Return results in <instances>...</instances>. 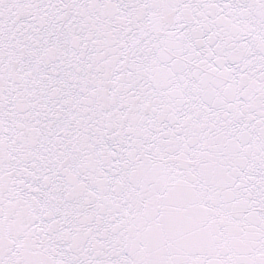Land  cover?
Listing matches in <instances>:
<instances>
[{
    "label": "snow or ice",
    "instance_id": "1",
    "mask_svg": "<svg viewBox=\"0 0 264 264\" xmlns=\"http://www.w3.org/2000/svg\"><path fill=\"white\" fill-rule=\"evenodd\" d=\"M0 264H264V0H0Z\"/></svg>",
    "mask_w": 264,
    "mask_h": 264
}]
</instances>
